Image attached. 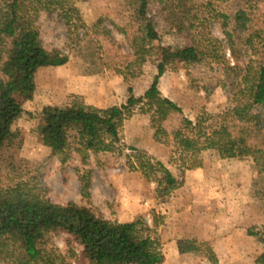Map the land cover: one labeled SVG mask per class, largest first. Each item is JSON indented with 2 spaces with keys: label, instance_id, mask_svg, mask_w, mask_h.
<instances>
[{
  "label": "rangeland",
  "instance_id": "374dc122",
  "mask_svg": "<svg viewBox=\"0 0 264 264\" xmlns=\"http://www.w3.org/2000/svg\"><path fill=\"white\" fill-rule=\"evenodd\" d=\"M129 1L71 0L85 25L77 24L71 38L58 12L41 14L38 25L44 47L67 55L69 61L38 70L33 98L17 96L24 114L13 125L18 136L14 146L0 154V186L26 181L56 204L85 205L120 223L141 218L160 241L163 264H211L206 247L212 248L219 264H255L264 252V182L253 159H223L215 150L196 157L182 154L174 132L182 128L184 118L196 121L205 113L212 118L204 127L215 125L218 116L237 105V89L224 67L264 64V0L258 7L247 0L244 9L252 23H247L239 41H232L223 28L222 15L230 13V2L216 4L215 12L201 5L196 19H180L172 2L149 6L148 17L162 45L211 48L214 43L220 56L178 63L161 78L162 95L177 103L183 115L162 117L137 108L124 122L122 143L161 161L182 181L165 201L157 198V184L145 179L133 151L126 147L119 152H89L83 160L76 147L58 156L41 141L39 113L46 106H65L77 96L105 109L125 104L129 89L140 97L150 87L157 74L155 57L137 56L131 50L133 34L138 32ZM232 20L229 30L235 26ZM253 111L264 123V107L255 106ZM194 159L200 166L188 170L186 163ZM81 177H87L89 197L81 194ZM50 240L49 245L65 256L64 264H84L70 257L71 248L77 255L81 248L69 244L65 233ZM190 242L199 250L180 252V245L187 248Z\"/></svg>",
  "mask_w": 264,
  "mask_h": 264
},
{
  "label": "trees",
  "instance_id": "16d2710c",
  "mask_svg": "<svg viewBox=\"0 0 264 264\" xmlns=\"http://www.w3.org/2000/svg\"><path fill=\"white\" fill-rule=\"evenodd\" d=\"M253 1L256 7L263 2ZM156 2L160 5L172 2L180 19H196L201 5L215 12L216 4L230 2V13L222 17L223 28L232 41L241 40L242 32L248 29L247 23H252L244 9L247 0H130L132 21L138 32L133 34L131 50L137 56L155 57L157 74L143 96L136 97L129 89V98L121 106L100 109L73 96L65 106L42 108L40 137L53 155L63 156L76 147V152L85 160L89 152L121 151L126 147L122 143L124 122L137 108L154 111L162 117L183 115L177 103L162 95L161 78L178 63L195 64L206 57L219 60V50L214 43H210L211 48L162 45L160 34L148 17L149 6ZM52 10L60 15L70 38L77 24L85 27L71 0H0V154L18 139L13 125L23 116L24 109L17 96L33 98L38 70L64 66L69 61L67 55L50 52L43 45L38 20L43 12ZM230 19L235 24L231 30L228 29ZM230 46L233 48V44ZM224 68L232 87L237 89V105L207 128L204 126L212 118L207 113L198 116L196 121L184 118L182 128L174 132V139L182 154L193 157L204 150H215L223 159L252 158L254 169L264 182V123L253 111L255 106L264 107V64ZM184 130L196 134H185ZM126 148L133 151L145 179L157 184L158 199L165 201L182 184L161 161L135 147ZM186 164L191 170L199 167L200 161L194 159ZM86 178L81 177V194L89 197L90 185ZM57 233H65L69 244L81 248L79 255L74 248L69 250L70 257H75L78 263L163 264L165 260L160 241L141 218L120 223L97 215L85 205L56 204L26 181L0 186V264H64L65 256L49 245ZM196 250L199 247L194 242L187 248L180 245L183 253ZM206 252L211 264H219L212 248L206 247ZM255 264H264V252Z\"/></svg>",
  "mask_w": 264,
  "mask_h": 264
}]
</instances>
